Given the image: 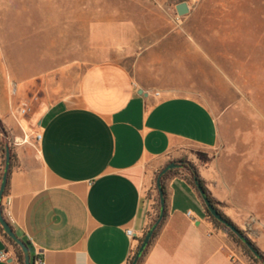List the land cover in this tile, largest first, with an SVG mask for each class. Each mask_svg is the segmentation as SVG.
Masks as SVG:
<instances>
[{
  "label": "crops",
  "instance_id": "obj_1",
  "mask_svg": "<svg viewBox=\"0 0 264 264\" xmlns=\"http://www.w3.org/2000/svg\"><path fill=\"white\" fill-rule=\"evenodd\" d=\"M45 78L42 104L16 120L34 78L16 73L0 47V120L16 155L2 212L33 260L130 264L156 217L155 174L181 161L195 166L222 213L264 253V170L224 151L219 118L197 96L149 91L110 60L62 73L55 84ZM1 162L0 151V173ZM173 170L167 218L142 264H257L208 217L189 171ZM1 254L8 259L0 264H19L2 233Z\"/></svg>",
  "mask_w": 264,
  "mask_h": 264
},
{
  "label": "rangeland",
  "instance_id": "obj_2",
  "mask_svg": "<svg viewBox=\"0 0 264 264\" xmlns=\"http://www.w3.org/2000/svg\"><path fill=\"white\" fill-rule=\"evenodd\" d=\"M177 2L186 15L158 0H0V47L34 78L30 111L45 77L114 61L149 91L197 96L219 118L224 151L263 171L264 0Z\"/></svg>",
  "mask_w": 264,
  "mask_h": 264
},
{
  "label": "water",
  "instance_id": "obj_3",
  "mask_svg": "<svg viewBox=\"0 0 264 264\" xmlns=\"http://www.w3.org/2000/svg\"><path fill=\"white\" fill-rule=\"evenodd\" d=\"M176 13L178 16H184L189 12V6L186 2H182L176 5L175 7ZM140 93L142 91L140 90ZM10 150L9 148H6L5 152V164H4V170L0 182V226L3 229V232L5 235L13 241L23 252L24 256V264H31V257L28 250L27 245L16 235L15 231L11 227V225L8 223V221L4 218L3 212H2V199L4 196V193L6 191L7 182L9 178L10 173ZM180 164L171 162L168 165H166L158 174V177L156 179V189L158 191L159 199H160V213L156 220V222L153 224V226L148 230L146 235L144 236L142 242L140 243V246L138 248V251L134 257V260L132 264H137L140 256L145 251L147 246L149 245L155 231L157 230L158 226L160 225L161 221L164 217V212L166 209V200L164 197V191L161 186V177L166 174L168 171L179 168ZM194 185L199 193L206 209L209 211V213L212 215V217L217 220L219 223L227 227L237 238H239L242 243L251 251V253L256 257L259 258L258 252L250 245L247 240L244 238L243 233L238 230L232 223L225 220L222 215L219 213V211L214 207V205L211 203L210 199L208 198L203 186L199 183L198 180H194Z\"/></svg>",
  "mask_w": 264,
  "mask_h": 264
},
{
  "label": "trees",
  "instance_id": "obj_4",
  "mask_svg": "<svg viewBox=\"0 0 264 264\" xmlns=\"http://www.w3.org/2000/svg\"><path fill=\"white\" fill-rule=\"evenodd\" d=\"M6 148H9L10 150V157H11V161H10V172L12 170V168L15 166L16 164V155H15V152H14V149H13V146L11 145L10 141H9V134L5 128V126L3 125V123L1 122L0 120V151H1V156H2V162H1V173H0V182H1V178H2V174H3V170H4V164H5V152H6ZM197 158L203 162L204 164H208L210 161H211V158L208 154L206 153H203V152H198L197 153ZM180 164V167L182 168H185L187 169V171H189V174H190V178H191V181H192V184L194 185V180H198L199 183L203 186L208 198L210 199L211 203L214 205V207H216V209L219 211V213L222 215V217L227 220L228 222L232 223L238 230H240L242 233H243V236L244 238L247 240V242L252 245V247L258 252L259 254V258H256L252 253L251 251L242 243V241L237 238L227 227H225L224 225H222L221 223H219L217 220H215L212 215L209 213V211L206 209L205 205V211H206V214L208 215V217L214 222L215 225H217L218 227L222 228L225 232L228 233V235L234 240L235 243H237L244 251V253L251 259L253 260L255 263L257 264H264V253L256 246L255 243H253L248 237L247 235L245 234V232H243L240 228H238L227 216H225L222 211L219 209V204L216 200H214L210 193L208 192V190L206 189L205 185H204V182L203 180L200 178L199 174H198V171L197 169L195 168V166L190 163V162H186V161H181V162H178ZM173 171L175 170H170L168 171L166 174H164L162 177H161V186H162V189L164 191V197H165V200H166V191H165V179L168 177V175L170 173H172ZM159 174V173H158ZM158 177V175H157ZM8 182H9V178H8ZM8 182H7V187H8ZM7 187H6V191L4 193V195L6 194L7 192ZM195 187V185H194ZM204 204V203H203ZM159 213H160V199H159V195L157 196V213H156V217L153 219L152 223H151V226L150 228L153 226V224L156 222L158 216H159ZM166 218H167V210L165 209V212H164V217H163V220L161 221L160 225L158 226L157 230L155 231L149 245L147 246V248L145 249V251L142 253V255L140 256L137 264H142V262L144 261V258L146 257L153 241L155 240V238L157 237V235L159 234L160 230L162 229L165 221H166ZM0 233H2L6 239L11 242L15 249H16V257H17V260H18V263L19 264H24V256H23V252L22 250L13 242L11 241L6 235L5 233L3 232V229L1 228L0 226ZM18 236V235H17ZM19 237V236H18ZM20 238V237H19ZM28 247V250H29V253H30V244L29 242H26L25 240H23L22 238H20ZM140 246V245H139ZM138 246V248H139ZM138 248L133 256V258L131 259L130 261V264H132L133 260H134V257L138 251ZM31 257V256H30ZM31 264H33V259L31 258Z\"/></svg>",
  "mask_w": 264,
  "mask_h": 264
},
{
  "label": "built area",
  "instance_id": "obj_5",
  "mask_svg": "<svg viewBox=\"0 0 264 264\" xmlns=\"http://www.w3.org/2000/svg\"><path fill=\"white\" fill-rule=\"evenodd\" d=\"M29 111H30V108H29V106H28V103H23V104L21 105V107H20L19 109H17L15 119L17 120L18 117H24V116H27V114L29 113ZM17 122H18V121H17ZM18 123H19V122H18ZM41 137H42L41 134H39V133L36 134V136H35L36 141L39 142V141L41 140ZM186 215H187L188 217H190V216H191V212L188 211V212L186 213ZM126 235H127L130 239L135 240V235L133 234V231H132L131 229H127V230H126ZM133 255H134V253H133ZM133 255H132V256H133ZM0 259H2V260H4V261L7 260V259H8L7 254H1V255H0ZM33 264H46V262H45L44 259L38 257V258H36V259L33 260Z\"/></svg>",
  "mask_w": 264,
  "mask_h": 264
}]
</instances>
